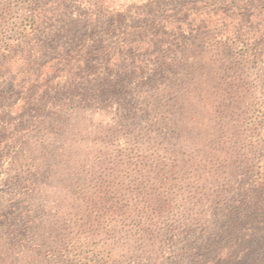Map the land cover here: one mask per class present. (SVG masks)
<instances>
[{"label":"trees","instance_id":"obj_1","mask_svg":"<svg viewBox=\"0 0 264 264\" xmlns=\"http://www.w3.org/2000/svg\"><path fill=\"white\" fill-rule=\"evenodd\" d=\"M217 50L253 73L230 93L240 125L226 131L174 223L155 229L151 217L141 219L124 243L116 231L111 239L77 234L51 250L37 241L38 264H264V0H0L4 120L47 112L67 122L115 104L136 118L141 104L161 133L166 93H191L201 103L209 95L203 59ZM20 134L0 141V157ZM41 146L36 142L33 153ZM36 167L34 159L15 223L26 219L21 204L36 191ZM4 255L0 250V264L10 259Z\"/></svg>","mask_w":264,"mask_h":264},{"label":"rangeland","instance_id":"obj_2","mask_svg":"<svg viewBox=\"0 0 264 264\" xmlns=\"http://www.w3.org/2000/svg\"><path fill=\"white\" fill-rule=\"evenodd\" d=\"M219 51L203 59V79L210 90L202 103L191 93V99L182 92L165 94L161 133L142 113L141 104L136 118L117 104L89 109L67 122L47 112L0 118L1 142L21 133L14 148L0 157V250L6 254L3 258H10L5 264H38L37 241L51 250L77 234L111 239L116 231L124 243L138 231L141 219L151 217L155 229L173 224L183 198L212 166L211 157L226 131L229 135L230 128L240 125L238 100L232 103L229 97L235 81L253 72L243 70L230 53ZM196 74L202 76V71ZM3 110L1 106L0 113ZM120 111L127 115L121 118ZM36 142L42 144L41 154L33 153ZM34 159L36 191L24 194L26 219L15 223L17 195L27 186L25 174L34 172ZM25 221L30 228L24 227ZM172 250L171 244L165 245L166 255Z\"/></svg>","mask_w":264,"mask_h":264}]
</instances>
